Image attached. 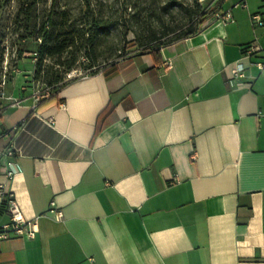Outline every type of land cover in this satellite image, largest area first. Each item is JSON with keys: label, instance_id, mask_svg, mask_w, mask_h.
I'll return each instance as SVG.
<instances>
[{"label": "crops", "instance_id": "0c3cea01", "mask_svg": "<svg viewBox=\"0 0 264 264\" xmlns=\"http://www.w3.org/2000/svg\"><path fill=\"white\" fill-rule=\"evenodd\" d=\"M200 1L196 34L34 110L33 62L1 72L0 226L12 194L38 232L0 241V264H264V53L241 56L264 50V0Z\"/></svg>", "mask_w": 264, "mask_h": 264}, {"label": "rangeland", "instance_id": "374dc122", "mask_svg": "<svg viewBox=\"0 0 264 264\" xmlns=\"http://www.w3.org/2000/svg\"><path fill=\"white\" fill-rule=\"evenodd\" d=\"M25 2V0H0V41L4 48L1 68L5 66L6 70L2 72L6 77H9L23 56L26 60H31L34 65L37 62V56L34 61L32 54H37L42 40L35 35L27 39L20 37L24 34L23 22H21L23 16L17 17L16 14ZM34 3V15L30 26L34 24L38 26L48 18L54 19L59 11L65 12L68 18L67 27L72 25L82 28V22L90 21L91 18L114 22V26L96 41L93 51L100 57L94 67L83 55L84 49L90 48V45L84 43L75 45V50L79 51V58L76 68L71 71L76 73L71 78L89 76L90 72L108 63L139 52L143 47L142 44L147 41L146 32L150 26L156 27L157 18L163 13L164 6L179 4L169 7L170 14H164V22L180 25L186 20V15L179 6L192 8L194 5L193 0H34ZM197 3L202 13L205 10L204 3L200 0H197ZM194 23H197V18L194 19ZM19 51H22L20 57ZM43 64L44 67L39 71L38 76L34 73L31 75L33 89L36 87L56 89L68 80L66 76L71 72L62 74V67L55 65L53 60H46ZM52 74L62 75V80L56 85L49 86L47 82Z\"/></svg>", "mask_w": 264, "mask_h": 264}, {"label": "trees", "instance_id": "16d2710c", "mask_svg": "<svg viewBox=\"0 0 264 264\" xmlns=\"http://www.w3.org/2000/svg\"><path fill=\"white\" fill-rule=\"evenodd\" d=\"M26 2L20 6L17 17L23 16V33L20 37L27 39L33 35L38 36L42 40L38 47L37 62L35 65V76H38L39 71L44 67V61L53 60L54 64L58 67H62V74L69 73L76 68L78 62V50H75V45L84 43L89 44L90 48L84 49V57L91 66L97 62L100 55L94 53V46L99 38L103 37L113 26L114 22L102 19H93L90 21L82 22V28L69 25L67 27L68 18L65 12L59 11L55 14L54 19L48 18L46 21L41 22L38 26L34 24L30 26L32 15H34V0H25ZM29 1V2H28ZM194 5L192 8L179 6L185 13L186 20L177 25L175 23L164 22V14L169 15V7H173L179 4H169L163 7V13H160L157 18L156 27L150 26L146 32L147 41L142 44V49L138 52L140 54L154 53L162 47L169 45L181 39L188 38L196 34L200 26L206 21L208 17L214 14L213 10L205 9L201 13L200 6L197 0H193ZM88 7V4H87ZM86 7V9H88ZM197 18V23H194V19ZM138 38V36H137ZM22 51L18 52L20 57ZM4 56V48L0 41V75L2 72L1 64ZM124 58L108 63L101 68L89 73V75H95L99 72L105 73L106 76L114 72L116 63ZM76 78L65 81L61 86L53 89V94L49 97L52 98L62 86L73 82ZM62 80V75L52 74L48 85H56Z\"/></svg>", "mask_w": 264, "mask_h": 264}, {"label": "built area", "instance_id": "2783aa9c", "mask_svg": "<svg viewBox=\"0 0 264 264\" xmlns=\"http://www.w3.org/2000/svg\"><path fill=\"white\" fill-rule=\"evenodd\" d=\"M216 17L224 24L231 21V14L229 11L218 14ZM251 20L254 24L257 26L262 25V21L258 14H254L251 16ZM264 53V50H262L259 46L256 44H249L242 48L241 50V56L243 57H249L252 55ZM36 53L32 54L33 60H36ZM166 66H170V63L167 62ZM250 66L255 67L259 73H264V61H256L250 64ZM76 72H71L66 77L68 80L74 79V78H84L88 75H83L79 77L71 78L72 75H74ZM246 75L244 73V67L241 64L236 65L235 72L233 74V80L237 81H243L245 80ZM4 84V77L1 78L0 81V87ZM53 94V89L46 87V88H34L32 91V102H33V110L35 107L42 101L47 100L51 95ZM12 106H19V102L15 101L11 104ZM8 155H12V152L9 150L7 152ZM14 174V169L11 167L9 171H6L5 178L10 179ZM2 189V186H0V190ZM6 213L8 215V221L0 226V241L7 240L10 238H23V239H33L38 232V217L27 220L23 217L18 205L16 204L13 195L8 194L6 196ZM47 214L56 222H59L63 219V213L62 211L54 204V202H51L49 204Z\"/></svg>", "mask_w": 264, "mask_h": 264}]
</instances>
